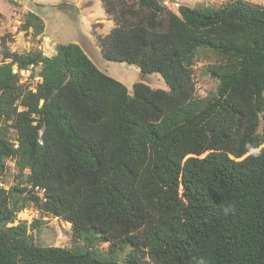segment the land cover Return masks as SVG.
I'll return each mask as SVG.
<instances>
[{
  "label": "trees",
  "instance_id": "1",
  "mask_svg": "<svg viewBox=\"0 0 264 264\" xmlns=\"http://www.w3.org/2000/svg\"><path fill=\"white\" fill-rule=\"evenodd\" d=\"M102 5L114 21L98 35L104 57L158 72L169 88L137 81L131 93L77 42L48 55L42 44L11 52L2 37L0 176L15 159L21 180L0 186V264H264V5ZM22 27L45 35L36 11ZM200 52L218 57L205 97L193 80ZM32 63L36 90L20 81ZM31 204L86 244L34 242L14 224Z\"/></svg>",
  "mask_w": 264,
  "mask_h": 264
},
{
  "label": "rangeland",
  "instance_id": "2",
  "mask_svg": "<svg viewBox=\"0 0 264 264\" xmlns=\"http://www.w3.org/2000/svg\"><path fill=\"white\" fill-rule=\"evenodd\" d=\"M17 1L19 4L13 6L6 0H0V63L4 60H10V58H4L3 36H5L4 43L11 52H27L39 48L41 44L44 47L46 40L50 42L46 35L34 36L31 27L28 29L22 27L26 12L33 10L46 20L47 35L53 39L50 42L52 49L58 43L77 42L82 44L83 39V47L94 63L108 75L122 81L131 93L133 84L137 81L145 82L153 88H169L164 77L158 72L142 73L136 64L109 60L104 57L98 35L109 33L114 26V21L111 17L106 16L102 0ZM33 1L46 5H34ZM229 1L231 0H161L165 6L175 12L179 11L180 4L203 8L207 5L221 6ZM246 1L264 5V0ZM54 4L57 5L54 6ZM46 47L50 48L49 45ZM214 62H218V57L211 52H200L196 55L192 68L195 92L198 96L205 97L217 91L219 81L207 71V66ZM34 82V78L30 77L22 83H28L30 88ZM19 109H23V106H19ZM11 136H16L14 129H11ZM20 180L16 160L8 159L6 169L0 176V186L9 188ZM35 219L40 221V226L31 229V223ZM21 221L28 224L29 231L37 244L65 247L84 246L86 244L74 232L72 222L41 212L34 204L20 211L14 224ZM97 245L104 251L110 250L109 242H99Z\"/></svg>",
  "mask_w": 264,
  "mask_h": 264
},
{
  "label": "built area",
  "instance_id": "3",
  "mask_svg": "<svg viewBox=\"0 0 264 264\" xmlns=\"http://www.w3.org/2000/svg\"><path fill=\"white\" fill-rule=\"evenodd\" d=\"M45 44L46 45H49L50 48H52L51 45H50V42H48V40L45 41ZM46 45L44 46V49L45 48L46 49H50V48H47ZM44 51H45L46 54H48V50L47 51L44 50ZM34 71L36 72V74L32 76V73ZM13 72L14 73H19V72L22 73V71L19 70V68H18L17 65L14 66ZM22 75L23 76L20 77V81L21 82L28 80L30 77L34 78V81L35 82L36 81H39L41 79L40 74L38 73L37 66L34 65L33 63L30 64L29 67L25 71H23V74ZM30 88L36 90L34 85H31Z\"/></svg>",
  "mask_w": 264,
  "mask_h": 264
},
{
  "label": "crops",
  "instance_id": "4",
  "mask_svg": "<svg viewBox=\"0 0 264 264\" xmlns=\"http://www.w3.org/2000/svg\"><path fill=\"white\" fill-rule=\"evenodd\" d=\"M33 2H36V1H33ZM38 2V1H37ZM44 18V17H43ZM45 19V18H44ZM45 24H46V20H45ZM48 33H47V24H46V30H45V35H46V37H48L49 39H50V42H52L53 41V39L50 37V35H47ZM81 44V43H80ZM83 44H84V41H83V39H82V44H81V46L83 47ZM57 45V44H56ZM84 48V47H83ZM44 50H48V55H52V54H54L55 52H56V48H50V49H44Z\"/></svg>",
  "mask_w": 264,
  "mask_h": 264
}]
</instances>
